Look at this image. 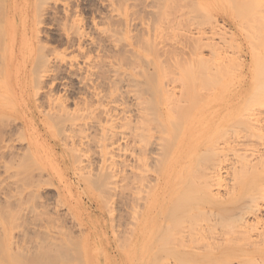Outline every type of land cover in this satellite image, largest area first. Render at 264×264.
I'll return each mask as SVG.
<instances>
[{
  "label": "rangeland",
  "instance_id": "obj_1",
  "mask_svg": "<svg viewBox=\"0 0 264 264\" xmlns=\"http://www.w3.org/2000/svg\"><path fill=\"white\" fill-rule=\"evenodd\" d=\"M19 1H21V3L23 1V3L21 4L23 6V9L14 10L13 8L17 5L16 3ZM61 1H62V3H61ZM61 1L60 2L58 1L59 3L57 2V4H56L57 8H59L57 10H59L60 13H58V17H57V15L55 16V18L57 17V20L54 18L55 22H54V20H52L50 18V19H45V23H38L37 26H39L40 30H42V31L48 30V31H47V33L46 32L43 34L41 33L39 40H37L34 37L33 27L37 23V16H38L39 8L43 5L53 3V0H17V1L16 0H0V57L1 58L4 57V59L0 58V62H1L0 63V234H1L0 235L1 236L0 237V248H1V246L4 248L5 247L7 248V246H6L7 245V242H6L7 239H10V240H8L9 241L8 244H9V246L11 245L10 247L13 248V251H16V253H17V250L19 248H21V250H22V247H23V250H24L25 249L24 247H29V249L31 247H33V249H34L33 254H34V252H38V251L39 252H38V254L36 253L34 255H29V261H30L31 257L36 255V257H33L34 261L36 259V261H35L36 264H38V263L40 264V262L37 263V260H38L37 258H41V257H39V253H40V256H43L41 251L44 248L47 249V250L44 249L42 251L43 254L46 253L45 255H47V256H44V258L47 259V257H51V258H53V256L56 257L57 255L55 253H54V255L51 254V253L55 252L56 247L58 248L57 249L58 251L60 250L59 251L60 256H62L61 254H63L62 257H64V255H65V257L68 256L67 257L68 259L70 257L69 253L74 251L73 252L74 254L71 253L72 254L71 256L74 258L75 262L73 261V258L72 259L70 258L69 259L70 262L73 261V262H71V264H102V263L103 264H130V263L131 264H147V263L149 264L150 262H148L147 258L149 257L151 251L154 252L153 251L154 249L152 250V248H155V246L160 244V240L155 241L151 250H148V252H146L147 249H146V251H142V250H139L137 252L133 251L132 241L129 242L130 239L132 240L131 234H132L133 228H130L131 227L130 219L132 218V214L130 213L131 208H128V207H130V204H131L130 201L132 200V198H131V200L129 198L132 197V195H133L132 194V192H133V185L132 184L133 183L130 182V181H132V179L130 177L131 172H129L130 167L126 165L128 168H125V164H124V161H126V159H129V157L125 153H122V155L124 154V157H123L124 161H122L123 158L120 157L121 154L119 155L118 158L115 155V158H116L115 160L120 159L122 161L121 164H123V166L121 164H120V166L122 168L124 167L125 169L124 168L122 169L120 166H118L119 167L118 168L115 164L116 163L115 160L108 159L109 157L102 158V156L100 155L99 147L96 145L99 142L97 140V139H99V135H98V131L96 130V128H91L89 130H86L87 132L84 130L87 133V135L85 134L86 136H83V137H86L85 139L87 140V143H84V144H79L77 142L78 139H80L81 136L83 135V132H82V134H80L79 132L69 131V130H72L71 127H73V125H75L77 123H79V125H81L82 128H84L83 125L85 122H86L85 125H87L88 122H92V120L96 116V114H94L96 103H92L93 101H91V103L89 102L90 100L93 99V96H90L91 97L90 98L89 94L84 95L83 93H79V92H81V90H78L76 80L74 79V77L69 78V75L66 72V69H67L66 66H68V63H69L68 61L75 60L74 61L75 63H76V61H78L77 63H81L82 59L78 56V52H77L75 46H69L68 45V42H67V40L63 34V31L61 29L62 28L61 26L63 25L62 23L64 22V19H63V13L61 11L62 9H60V8L65 7L64 2L66 3L69 0H67V1L61 0ZM263 1L264 0H262V2ZM179 2L181 3L180 9L178 11L179 17H177V19L179 21L178 29H177V34H178L177 35V44H178V46H177L178 47L177 60H178V63H180L179 67H181L180 69L182 71V69H184V67H182V66H187L189 63H192V65H194V63L196 64V62L198 63V61H202V63L199 62L201 67L203 66L202 64H204V66L202 68H199V66H198V69H197V67L194 65V67H196V69H197L196 71H198V74L196 76L202 80L203 78H205V76L207 77L208 74H210V75H208L209 77H207V78H209L208 82H204V81H200V80L197 81V79H198L197 78L196 79L197 82L194 83L193 87H195V85H196V87L202 86V88L205 89V90L201 89L202 92L200 90V93H199L200 98H199V96H195L194 99L195 100L197 99L196 105L194 104L195 106H193L192 104L190 105V102L188 104V101L186 99L187 97L185 94H183V91L181 90L183 88H180V87H183L182 86L183 84L182 85L179 84V83H183L182 81L178 82V85H177V84H174L175 80H173V82L171 83L172 85L174 84L173 86L167 82V81H169V82L171 81V79L169 77L172 75L171 73H175L176 76H178V72L176 73V71H175V68H176L175 66H174L175 68L173 69L175 72L174 71H171V73L167 72L168 71V69H166L168 67L167 65H169V67H170V63L167 62V59L170 60V58L168 57L169 55L167 57H166V55L161 57V59H164V61L167 58L166 59L167 63L165 64L166 68L164 69V71L170 74L168 76L169 79L166 81L167 83L165 82L166 84H164V79H167V78H163L162 81H163V85H165L166 87H168L167 86L168 84H170V86H172L173 88L177 85L175 87V89H173V88H171V89L174 90L175 94L177 93L176 97L178 99L180 96V94H179L180 90L182 91L181 95H184L186 97L185 98V97L181 96L182 100H180L181 99L180 98L179 99L180 102L178 101V104H177V106L181 105L183 107L179 106L180 110L177 109L178 107L176 108L178 110V111L176 110V114H177V112H179L178 115H181L182 117L188 116L187 119H186V117H184L186 119L184 124H183L184 119L181 120V119L177 118L178 115L174 116L172 114H169L170 117L172 115L171 118H173V116H174V118L176 117L177 120L179 119V121H181L182 124L180 122L179 123L181 125H183V126L177 127V130L180 127V129H179L180 131L178 130V133L179 132H181L180 134L183 133L182 134V137H183V135H185V133L187 131L191 132L192 128L194 130L196 127L201 126L198 129L200 130L204 127V129H202L201 133L203 136H205V131L207 133L213 132L212 130L215 131V127H212L214 124L217 123V127L220 126V128H221L222 125L219 124L220 121H218L216 119L220 118L221 116L222 117L225 116V114L227 112L226 106H228L227 104L230 103V102H226V101H229L230 98H231L230 99L231 101L233 100V102H232L233 104L230 105V108H232V111H233L235 109V107L233 105H236V101H237V105H238V102L240 100H243L242 97H244V94L246 92V88L248 90V88L250 86L249 82L251 83L250 78H252V75L250 72V71H252L251 70V68H252V53L250 52V50H251L250 45L252 46V40L250 38L252 35H254V32L257 35V32L255 31V28H253L254 26L252 27V24H254L253 23L254 18L256 19V17H257V19L262 20L261 22L263 24L262 23H260V24H262L264 27V5L263 6L257 5L256 6V3L254 1H253L254 3H248V2H243V0H179ZM59 4L61 6L63 5V7H61ZM96 4H97L96 0H73L72 2L71 1L68 2V5H70L71 9L73 10V13H75L81 19L80 23L86 25V27H87L86 23L89 21L91 15L94 14L92 12V10L98 9ZM198 4H199V6H198ZM252 4H255V6L254 7L252 6L251 9H247L248 7L250 8ZM194 5H196L195 8H194ZM197 7H200L199 8L200 10H198ZM196 8H197V10H195ZM15 9H16V7H15ZM15 13H16V15L18 14V17H16ZM261 14H263V15H261ZM253 16H254V18H253ZM258 16H260V18L263 16L262 17L263 19L262 18L260 19ZM48 23H50V24H48ZM213 26H214L215 30L210 29V27L212 28ZM241 26L245 27L244 30H241V28H243ZM48 27H49V29H48ZM259 27L261 29L263 28L261 26H258V32L260 30ZM10 28H11V30H10ZM246 28L248 31H250V30L251 31L249 33H247L248 31L246 30ZM49 30H50V32H49ZM9 31H11L10 35H12L13 44H14L13 49L15 48L13 52L15 54L12 53L11 57L12 56L13 57H12V59L8 58V60H9V62H8V60H6L8 47H7V41L4 43V37L8 36ZM201 31H203L201 33V35L198 34ZM263 32H264V28H263L262 33ZM250 33L252 35H250ZM252 37H255V36H252ZM39 45H43V46L45 45L44 48L42 47V49L47 48V50H48V51L44 50L45 51L44 53L47 54V52H48V54L50 56L49 59L52 63V64H50V66H52V67H50V69L52 70L53 68L56 67V71L53 69L54 71L52 70L50 73V75H52L51 79L52 80L54 79V80L53 81L47 80L48 82L47 81L45 82L46 86L44 85L45 89H47L49 91L53 90V93H52V91L50 92L51 94H53L52 97L55 100L57 99L56 101L60 100L61 102L60 101H58V102H60V103L63 102L62 104H65L64 106L67 107V110L69 111L70 115H69L68 119L66 118V121H64L65 117H64V120L62 118H61L62 119L61 120V119H56L55 117H52L51 115H49V113H51L52 110H55V108H53L54 103H53L52 109H51L50 108L51 104L48 105L49 101L48 102L46 101L47 99L44 95L42 96V94L37 93L38 95L36 94L37 96H34L35 92H33V90H36V89L33 87L35 85V83L32 86V84H33L32 82H33L34 78H31V76L32 75L34 76L35 75L34 72H36L39 69V65L36 62H34V57H35L34 53L36 54V50H37L36 48L39 47ZM30 47H31V49H33L32 50L33 53L28 52V49ZM87 49H89V48L87 47ZM193 50H196V51L192 52ZM194 53H196V55ZM48 54H47V56H48ZM72 61H70V62H72ZM164 61H163V63H165ZM74 62H72V63H74ZM171 62H172V60H171ZM183 62H184V64H183ZM53 63H55V64H53ZM199 63L197 65H199ZM165 65H164V67H165ZM219 65L223 68L226 67V69H222ZM80 66H83V65L80 64ZM216 66H219V67H217L218 69L216 68L217 71H215ZM219 68H221L222 70ZM1 69H3V70H1ZM9 69L11 71L10 74L8 73ZM262 69H264V66L262 67ZM194 70H195V68H194ZM55 72H56V74H55ZM211 72H215L213 74L216 77H219V76L221 77V75H222L221 80L216 78L214 75H213V77L215 79L213 77H210L212 75ZM167 73H166V75H168ZM163 74H165V73H163ZM227 75H231V78H229V76H227ZM163 76H165V75H163ZM227 77L229 79L233 78L231 83L230 82L226 83L225 79ZM161 78H160V81H161ZM228 78L226 80H229ZM216 79H218L222 83L225 82L226 84H228V83L229 84L225 85L226 87L223 84V87L220 88L218 85H222V83L220 84V82L216 81ZM212 80L214 81V82H212V84L215 83L217 85L216 86V85L210 84V86H213L212 92L215 90L213 93L210 92L211 87H208V91H207L206 87H203V85H201L202 84L201 82H204V84H206V83H211ZM63 81L67 82V85L64 86L62 84ZM199 82L201 84H199ZM7 83L9 84V87L11 89H8ZM46 83L48 85L51 84L52 87L50 85H49L50 87L47 86ZM176 83H177V80H176ZM165 86H163V87L165 88ZM224 87L226 89L225 91H228L227 95H226L225 91L221 93V89H223ZM48 88H50V89H48ZM241 89L243 91L244 90L245 91L243 92V91H241ZM198 90H196V93ZM49 91L45 90L44 93H46V92L48 93ZM230 91H232L231 94H230ZM205 92H207L209 94H207ZM11 93H12V95H11ZM81 94H83V96ZM211 94L213 96L211 98L208 97V96H211ZM13 95H14V97L12 98ZM216 95H218V97ZM241 95H243V96H241ZM86 96L88 97V100L86 99L87 98ZM205 96L207 99L205 98ZM34 97H35V99H34ZM83 97H85V98L83 99ZM224 97H225V99L223 100ZM204 98H205V100H203ZM239 98H240V100H239ZM36 99H37V101H35ZM43 99L45 100V102ZM81 99L83 100V102ZM85 99L88 101V104L86 103ZM199 99H201L200 101L203 100L202 101L203 103H205L204 101H206L210 105H208L207 103L203 104L202 102L199 101ZM211 99H212V101H211ZM183 100L184 101L186 100V101L184 102ZM217 100H218V102H217ZM181 101H183L184 103H182ZM225 102H226V105H225ZM40 103H41V105H40ZM50 103H52V102H50ZM179 103H182V104H179ZM200 103H202L203 105ZM44 104H46L47 106ZM183 104H185L186 109L184 108L185 106ZM219 104H221L220 105L221 107L219 106L220 108L216 106ZM223 104H224V106H223ZM42 105H43V108H42ZM187 105H189L191 107H189ZM237 105H236V107H237ZM192 106L195 108H193ZM205 107H207V108L209 107L210 109L208 108L209 109L208 110ZM214 107H215L214 112L216 111L215 113L213 112ZM216 107H217V110H216ZM222 107L225 109L224 111H223ZM211 108H212V110H211ZM230 108H228L229 111H231ZM251 108H252V106H251ZM41 109L43 110V112H41L42 111ZM45 109L46 110L48 109V110L46 111ZM49 109H51V110L49 111ZM187 109L188 110L191 109V110H189V112H188ZM199 109H200V111H199ZM203 109L205 111H203ZM254 110H255V113H253ZM254 110H251L252 112L251 111L250 112L252 115L256 114L258 120H256L254 118V117H256V115H254L253 117H252V115H250V116L253 119H255L257 122H259V126H260L261 130H262V132H264V107H255ZM48 111H49V113H48ZM174 111L175 110L173 108V110H171V113ZM194 111H195V113H194ZM182 112H183L184 116H183ZM204 112L206 113L207 116L211 112L213 114H211L210 116L207 117ZM208 112H209V114H208ZM222 113H224V114H222ZM189 114L191 117L189 116ZM200 114H201L202 118L199 119V117H201ZM202 114H204V115H202ZM165 115L166 114H162V117L164 116L163 118H165ZM217 115H220V117ZM156 116H155V118H156ZM214 116L216 117V119ZM48 117H51L52 120H50L51 118H48ZM170 117H168V115H167V118L165 120L163 118L161 120L159 119L158 124H160L159 121L163 120L164 122L162 123V125L164 124V126H166L167 125L166 120ZM159 118H161V117L159 116ZM188 118L191 120H189ZM192 118H193L192 125L194 123H196L197 121H199L198 123L194 124V126H192L190 124L191 123L190 121H192ZM196 118H198V119L196 120ZM203 118H205L206 120ZM210 118L215 119L214 120L215 122L213 121V119H210ZM203 120H204V122L205 121H207V122L203 123ZM174 121L176 122V120H174ZM174 121L170 122V124H169V119H168L167 122H168L169 127H168V129H165V130H164V128H161L162 127L161 125L157 124L160 129H163L161 131L163 133L165 132V134L167 133L166 130H168V131L170 130V132H168V134L170 133L169 134L170 139L173 138V137L171 138V136H173L171 134H174V131H176L175 129L171 128L174 125L170 126L171 123H173ZM208 121L210 122V124L212 126L209 124ZM212 121L214 122V124H212ZM200 122H202L203 125L198 126L197 124H200ZM70 123H74V124H70ZM153 123L154 122H152V124ZM207 123L211 127L209 125H207ZM254 123H255V125H257L256 122H254ZM260 123H261V125H260ZM204 124L207 125L206 128H205ZM70 125H72V126H70ZM90 125H92V123H90ZM175 126H177V125L175 124ZM175 126H174V128H175ZM186 126L188 127L187 129H186ZM214 126H216V125H214ZM67 127L68 128L70 127L69 130ZM208 128H209V130H208ZM220 128H219V130H220ZM86 129H87V126H86ZM172 130H173V133H171ZM184 130H185V132H183ZM231 130L229 129V133L227 134V132H226V135L224 133V135H223L224 137H222V139H220L221 141L218 139V141L220 143L216 140V138H215V141L213 142L216 144L212 143L213 145H216L220 149L219 150L216 147L217 151L218 152L220 151V153H224L225 150L227 151L226 148H229L228 153L226 152L227 153L226 155L229 157L225 156V154L220 155L217 152L220 160L214 161V159L217 158L215 156V155H217V153L215 155L213 153L212 155H214V156L209 157L210 160H208V158L206 159V162H207V160L209 162V163L207 162V165H209L210 163H214V164L218 163L217 161H222L226 165H229L230 162L234 163L236 158L231 156L230 150L233 148L232 147V144L234 142L233 140L239 138L238 133L240 135V138L238 139V141L241 140L242 137H243V141L237 142L238 143L237 144L236 140H235L234 144L235 145L237 144L238 146L234 147V148H236L235 150L232 149L233 152L236 150L237 151L241 150V148H240L241 144L240 143L245 141L246 144L251 145V147L248 149H251V151H253L252 153H253V155H255V157L258 156L259 152L261 154H264V149H263L264 148V143H263L264 138H261V139L259 138L261 140L260 141L258 138H256L257 135H256V137L252 136V135H255V133L250 135V133L254 129L253 130L251 129L252 131L250 132V128L248 127V124H245L244 121H242L241 124L235 126V128L233 129V131L236 130L235 132H233ZM196 131H197V133L194 132V134L196 136L193 134L196 137V140H195V137L193 138V136H192V139H193L192 141L195 140L194 144L197 147L199 145L198 149L200 152H203V151L206 152L205 151L206 148H211V147H207V145L209 146L210 143L205 141L206 139L204 140L205 137H203V136L201 137V135H200L201 130L199 131L200 134H198L197 128H196ZM153 132L156 133V129ZM157 132H158V130H157ZM231 132H233L232 136L230 135ZM210 133H208L209 136L211 135ZM165 134H163V135H165ZM175 134H177V133H175ZM180 134H178V136L174 135L178 138V140L176 137L174 138L177 140V141L175 140L176 142H179V140L181 139ZM234 134L237 135L236 138H235ZM155 135H158V133H156ZM197 135H198V137H197ZM199 136L201 137L200 139H199ZM225 136H227V138ZM229 136H230V138L234 137V139L232 140V139L228 138ZM169 137L167 135V139ZM164 138H163V142L166 139V138L165 139ZM224 138H225V140L226 139L230 140V142L232 141L230 143L227 140L228 143L231 144V149H230V144H229V147H228V144L226 147L227 141L224 143V141H225ZM167 139L165 140V142L169 141V139L168 140ZM174 139L171 142L176 143L174 141ZM197 139L204 140V141L199 142V140H197ZM96 140H97V143H96ZM75 141H76V143H75ZM171 142L169 141V144ZM205 142L207 143L206 147H204ZM218 143L220 146L223 145V148H225V150L221 149L222 147L220 148V146H218ZM221 143H224V144H221ZM245 143L242 145V147H245L244 146ZM76 144L78 146H76ZM165 144L169 145L168 142ZM177 144L178 143H176V145L172 144V143L170 144L171 145V152H170L169 156L171 155V153L173 151L176 150ZM234 144H233V146H234ZM73 145H75V146H73ZM167 145H165L164 147H167ZM202 145L204 148L203 151L200 150L202 148ZM252 146H254L257 150L254 147H253L254 149L252 150ZM237 147H238V149H237ZM164 149H166V148H164ZM178 149L179 148H177V150ZM159 151L160 150H157L155 152L159 153ZM222 151H224V152H222ZM239 152H237V153H239ZM255 152L257 155L255 154ZM249 153L250 152L247 151L248 155H249ZM153 154H154V156L156 155L155 153H153ZM207 154H209V153H207ZM210 154H211V152H210ZM251 155L252 154L249 155L250 158H253L254 156H251ZM156 157H154V158H156ZM213 157H215V158L213 159ZM224 157L226 158V161L232 160L233 158H235V159H233L232 161H229V162H224L222 160V159H225ZM211 158L213 159L214 162L212 161ZM227 158H230V159H227ZM112 161H114L115 163H112ZM127 161H126V163H127ZM206 162L204 163V166H206ZM118 163H117V165H118ZM149 163H151V162H149ZM152 164H153V162L151 164H149L148 166H150ZM225 164L221 163L219 165H225ZM156 165H157V167H156ZM211 165H213V164H210L208 167L209 168L212 167ZM154 166L156 167V169H153V168H155ZM229 166H231V165H229ZM158 167H159V165L154 163L153 168L149 170L151 175L148 172V170L145 172L143 171V173H142V174H144V177L146 174H147L146 177L147 176L149 177V175H150V179H148V180L153 179V181H151L152 182L151 184H154L153 183L155 181L154 179L157 178V177H153V175L156 174V171H157V175H159V173L161 174V171H159V170H161L162 167L160 166L161 169ZM149 168H151V167H149ZM121 169H122V171H121ZM103 170H105V171H103ZM110 170H112V171H110ZM124 170L127 171L128 174L123 173V172H125ZM153 170L154 171L156 170V171L154 172ZM107 171L109 174H110V172H114V174L116 176L113 173H111L112 175H114L111 177H114V178H111V182L109 183L110 185H108V187H107V185H105L106 188H105V191H103L104 190L103 185L108 184L107 182H109V177H106V176H110V175H108V174L104 175L103 174L104 172L107 173ZM123 174L126 176L123 177ZM102 176L106 180L101 179V178H103ZM107 178H108V180H107ZM98 179H101V180H98ZM113 179H114V181H113ZM115 179H116V181H115ZM226 179H227V177L225 178V180ZM146 182L141 183V184L142 185L144 184V186L146 185V187H147L148 184H146ZM227 182H229V180H227ZM116 184H117V186H116ZM225 184L229 185L228 183H225V181L223 179L221 182V185H219V186L214 185V189H216L215 187H217V186L218 187L221 186V188H219V190L220 191L222 190L221 192H223V190H225V187H226ZM110 186H111L110 189H112V190L109 189ZM116 187H118V188H116ZM146 187H143V186L140 187V185H139V190H140L139 193H142L141 189L143 190V188L145 189ZM146 190L147 189H145L144 191H146ZM146 192H144L143 194L145 195ZM139 193L137 194L138 197H140L138 204L141 205L142 204V201H141L142 198L141 197H143V194H139ZM130 194H131V196H130ZM127 205H129V206H127ZM111 206H113L112 210H111ZM262 210H264V206L262 207ZM106 211H108V212H106ZM263 212L264 211H262L261 215H260V213H241L240 210L239 211L235 210V213H228V214L223 213V215H225V216H226V214L229 215V219H231V220H230V222H229V220L223 221L225 218H228V216L227 217L220 216L222 222H226L225 223V225H226V224H228V222L231 223V221H233L234 224H230L231 226L233 225V228L235 227L234 226L236 223L235 221L244 223L243 220L244 221L246 220L245 223H248L252 218L251 221L253 223V220L255 219V215H258L257 218L261 217L260 218L261 220H259V218L257 219V220H259L258 225H257V223H255V221H256V219H255L254 223L256 225H254L252 227L247 225L248 227L246 229H245V226H240L241 223H239V225H238V223L236 224L239 227H244L241 230H243V229L246 230V234H248L250 236L249 238H252L251 240L250 239L247 240L248 235L246 236V239H244L245 235L243 236L242 232L239 230L238 231L241 233H239V232L235 233L234 231H236V228L238 229V227H235V229L229 227L230 233L232 230V232H234L236 234V235L234 234L233 236L236 237L235 241L238 239L236 241V243L239 241L238 244H236V247H235V244H231L232 241H230V243H229L230 245H227V243H226V246L224 244H222L219 247L216 246L218 248H216V249L214 248L215 250L213 253L217 252L216 254H220L221 251H222L221 254L222 253L226 254L227 252L233 253L234 251H236V253H237V250L240 251L241 249H244V248L245 249L250 248L249 243L252 246L253 240H254L253 245L257 244L255 242L261 241V243L257 244V245L259 247L264 246L263 241L260 240V238H261L260 235H259L260 238L256 237V236H258L259 233L261 234V236H264V214H263ZM232 214H233V216H232ZM235 214H236V216H235ZM191 215H195V217H196V216H198V213H194V214L191 213ZM231 216L233 218H231ZM234 216L237 219L233 220L235 218ZM240 217H243V219ZM244 217H245V219H244ZM248 217H249V219H248ZM216 220L218 222L219 219H216ZM216 220H215V222H213V224L215 226H217ZM221 220H219V221H221ZM225 220H227V219H225ZM247 220H248V222H247ZM132 223H133V220H132ZM213 224H210V226L207 228L210 230V232L212 234L217 232V235H219V237H220V234H221L220 232H222V230H224L223 229L224 225H222V228L220 227V230L221 229L222 230L221 231L219 230L220 231L219 232L217 228L219 227L220 223L219 224L217 223L218 226L216 227V230H214L215 227ZM4 225H5V229L3 227ZM7 227H8V229H7ZM172 227H175V226H172ZM226 227H228V225ZM226 227H225V230L227 229ZM170 228H168V229H170ZM207 228H205V229H207ZM6 229L9 231H7ZM208 229L206 230L208 232L205 231L206 234L209 233ZM254 229H256V232L253 231ZM202 230L204 231V227H202ZM227 230H229V229H227ZM168 231H170V230H168ZM3 232H6L4 234H6L7 236L6 235L3 236ZM175 232L177 233V231L176 230L174 231V228H172L171 233L169 232L167 234L171 235L173 233L175 234ZM227 232L228 233L226 235L229 237L230 236L229 231H227ZM45 233L47 235V238H45L46 237ZM158 233L159 232H156V234H158ZM211 233H209V235H206L205 237L209 236V238H210ZM222 233H224V232H222ZM49 234L52 236H50ZM174 234L171 235L170 237L172 238V236H174V237H175V235L177 236V234H175V235ZM200 234L202 235L201 237L199 236ZM200 234L198 235L196 233H193V235L197 238V240L199 239L198 238V236H199L201 241L202 240L205 241L204 239H201L202 237L205 238L203 236L204 233H200ZM232 234L233 233H231V237H233ZM222 235L225 236V234H221V236ZM241 235L243 236L242 237L243 240L241 239L242 240L241 246H243L244 248L240 246ZM5 236L7 239H2ZM192 236L190 237L191 239L189 238L190 242L187 239L188 247L190 244L196 242L195 245H198V246L200 245V247L203 246V248H204V245H201V241L198 240L200 242H198V244H197L195 237L192 238ZM51 237H53V239ZM170 237H168V238H170ZM174 237H173V243L175 240ZM254 237L257 238L256 239L257 241L255 240ZM128 238H130V239L128 240ZM209 238H207V240ZM231 239L233 240L232 243H234V239L233 238H231ZM262 239H263V237H262ZM164 240L165 241L167 240V241L165 242ZM164 240H161V242L164 241L162 243L166 244L168 242V239L164 238ZM191 240H193L195 242H193V241L191 242ZM249 240H250V242H249ZM10 241H11V243H10ZM162 243H161V247L163 245H165V244L162 245ZM173 243H171L172 245H170V242H169V245L167 243V246L170 248L169 250H171L170 252L173 251L172 250V248H174ZM4 244H5V246H4ZM54 245H55V247H54ZM195 245H192L191 247L195 248L196 247ZM15 246L18 247L17 250L14 249ZM35 246L40 247L41 251H40V248H36ZM10 247H8V248H10ZM27 249H25V250H27ZM36 249H38V250L35 251ZM163 249L164 248L162 247V250ZM205 249H207V248H205ZM2 250H3V248H2ZM2 250H1V252H2ZM48 250L49 251L53 250V251L49 252ZM61 250L64 253H62ZM63 250H65L66 252ZM100 250H102V251H100ZM156 250H157V252H156ZM194 250H196V249H194ZM229 250H232V251L229 252ZM19 251H20V249H19ZM19 251H18V253H19ZM144 252L148 254L147 257H146V254ZM155 252L157 253V258H158V260L155 258L157 260L156 264H160V261H161V264L163 261H164L163 264H170V263H167L166 260H164L165 255H164V253H162L164 251H161V249H159V248L157 249V247H156ZM167 252L168 251L166 250L165 254ZM201 252L204 253L205 250H204V252L203 251H201ZM3 253L4 252H2V254ZM18 253L16 255H14V252H13L12 256L10 254V258L12 260L9 259L8 255H7L8 259H6L7 257L4 258L5 255L2 256L1 253H0V257L2 256L3 260L5 261V264H6V260H8L10 262V264H11V262H12V264H18V263L24 264V262H25V264H29L28 263L29 261L26 260L27 257H25V260H22V259H24V257H23L24 253L21 254V252H20L19 255H18ZM49 253L51 254V256ZM126 253H127V256H126ZM75 254H77V255H75ZM84 255H86V256H84ZM252 255L254 257L257 256L256 259H258L260 257L259 254L252 253ZM60 256H59V258H60ZM155 256H156V254H155ZM160 256L161 257L163 256V257L161 258ZM20 257H22L21 258L22 261H20ZM127 257H128V259H127ZM129 257H130V259H129ZM134 257H135V259H134ZM2 258L0 259V261H2ZM33 258H32V261H33ZM44 258H43V261L45 260ZM51 258H50V260H51ZM140 258L142 259L141 261H140ZM160 258L163 260H160ZM68 259H67V262L69 261ZM256 259L254 260L255 264H264V260H262V258H260L259 260H256ZM54 260H55V258H54ZM61 260L58 259V261H57L58 264H63V262L66 261L65 259H64L65 261H61ZM154 260L151 261V264H155ZM235 260L237 261V259H235ZM8 261H7V264H9ZM188 261L191 262V260H188ZM233 261L234 260H232V262L229 261L230 264H236ZM21 262H23V263H21ZM44 262H46V261H44ZM57 262H54V263L57 264ZM70 262H69V264H70ZM196 262L198 264H201V263L207 264V262H205V261H196ZM196 262H194V264H197ZM221 262H223V264H227V262H225V260L219 261V263H221ZM238 262L239 261H237V264H241ZM246 262H247V264H250L251 262H252V264H254L253 261H243L242 264H245ZM2 263H3V261H2ZM35 263L32 262V264H35ZM48 263H49V261H47L46 264H48ZM51 263L52 262H50L49 264H51ZM191 263H193V260ZM191 263H189V264H191ZM209 263L214 264L215 261H212V262L209 261ZM217 263H218V261L216 262V264ZM172 264H178V263H172ZM185 264H187V262H185Z\"/></svg>",
  "mask_w": 264,
  "mask_h": 264
},
{
  "label": "bare ground",
  "instance_id": "obj_2",
  "mask_svg": "<svg viewBox=\"0 0 264 264\" xmlns=\"http://www.w3.org/2000/svg\"><path fill=\"white\" fill-rule=\"evenodd\" d=\"M58 1L60 2L61 0H56V1L53 0V3L43 5L39 8V12H38V16H37V23L33 27L34 37L37 40H39L41 33L42 34L45 32L47 33V31H48V30L47 31L40 30L39 26H37L38 23H45V19H50V18L52 20H54V22H55V19L57 20L58 13H60L59 10H57L59 8H57V6H56ZM70 1L72 2L73 0H69L66 3L64 2L65 7H63V5L61 6L59 4L61 7H63L60 9H62L61 11L63 13V19H64V22L62 23L63 25L61 26L62 27L61 29H62L63 34H64V36L68 42V45L69 46H75V48L78 52V56L82 59V61H81V63H77L78 61H76V63H75L74 62L75 60H73V61L70 60V61L74 62L75 64L68 61L69 63H68V66H66V68H67L66 72L68 73L69 78L74 77V79L76 80L78 90H81V92H79V93H83L84 95L89 94V97L93 96V99L90 100L89 102L91 103V101H93L92 103H96V107H95V111H94L95 112L94 114H96V116L94 117L93 120L91 119L92 122H88L87 125H85V123H86L85 122L84 123L85 126L83 125L84 128H82V126L79 125V123L73 125V127H71L72 130H69L70 127L69 128L67 127V128L69 131H72V132H79L80 134H82V132H83V135L77 141L79 144L87 143V140L85 139L86 137H83V136L87 135L86 130H89L91 128H96V130L98 131V135H99V139H97L98 137L96 138L99 141L97 143V140H96V143H97L96 145L99 147L100 155L102 156V158L109 157L108 159L115 160L116 159L115 155L118 158L119 155L121 154L120 157L123 158L124 154L122 155V153H125L129 157V159H126V161L128 160L127 163H126V161H124V158L122 161H124L125 168H128L127 166L130 167L129 172H131L130 177L132 179V181H130V182L133 183L132 184L133 185V192H132L133 195H132V197L129 198L130 200L132 198V200L130 201L128 199L131 203L130 207H128V208H131L130 213L132 214V218L130 219V221H131L130 222V225H131L130 228H133L132 234L130 233L132 235V237L130 236L132 238V240L130 238H128V240L130 239L129 242L132 241L133 251H136V252L139 250L146 251V249H147L146 252H148V250H151L154 242L157 240H160V244L155 246V248L157 247V249L159 248V249H161V251H164V252H162L165 255L164 260H166L167 263H170V264H172V263L185 264V262H187V264H189L192 262V260H193V263H191V264H194V262H196V261H205V262H207V264L209 263V261H211V262L215 261L214 264H216L217 261L219 263V261H223V260H225V262H227L228 260L232 262V260H234L233 262H235L236 264H237V261H239L238 263H241V264L243 263V261H253V263H254L255 262L254 260L257 258V256L254 257L252 255V253L259 254L260 257L256 260H259L260 258H262V260H264V246L259 247L257 245V244H260L261 241L255 242L257 244L253 245L254 244V240H253L252 246L249 243L250 248H248V249H245L243 246H241L242 240H243L242 237L245 235L244 239H246V236L248 234H246V230H244V229L241 230L244 227H239L238 225L241 222H238V221H235L236 223L234 225L235 227H238V229L236 228V231H234V230L233 231L235 233H238L239 231L242 232L243 236L241 235V238H240V242H241L240 246L243 247L244 249H241L240 251L237 250V253H236V251H234L233 253L227 252L226 254L225 253L221 254L222 251L220 252V254H216L217 252L213 253L214 250L216 248H218L219 246H221L222 244H224L225 246H226V243H227V245H230L229 244L230 241L233 242V240L231 238L234 239V243L231 242V244H235V247H236V244H238V242H239L238 241L236 243V241L238 239L235 241L236 237L233 236L235 233L232 232V230H231V233H233L232 234L233 237H231L229 227L233 228V225L231 226L230 224H234V222L231 221V223H229L231 219H229V215H227L228 213H235V210L236 211L240 210L241 213H260V215H261L262 211H264V210H262V207L264 206V154H261L259 152L258 156L255 157V155H253V153H252L253 151H251V149H248L251 147V145L246 144L245 141L240 143L241 144V147H240L241 150H239L240 152L237 150L233 152L232 149L235 150L236 148H234V147L238 146L237 142L243 141V137L241 138V140L238 141V139L240 138V135L238 133L239 138H237V139H234V137L230 138V136L228 137L232 140L234 139L233 144L235 143V140H236L237 144L236 145L234 144V146L232 144V147H233L232 149H231V144H230L232 141L230 142V140H228V139L225 140V138H224V140H225L224 143L227 140L230 142V143H228V141L226 142V147H227V144H228V147L230 144V149H231L230 154L232 157L236 158V159L233 158V159H235L234 163L230 162L229 165H231V166H229V165H226L225 163H223L222 161H217L218 163H215V164L210 163V164H213V165H211L212 167H210V168L208 167L210 164L207 165L208 160H210L209 157L214 156L218 152L217 151L218 147L216 145H213V144H216V143H213L215 141V138L217 141H218V139L219 140L222 139V137H224L223 136L224 133H225V135H226V132L228 134L229 129L230 130L232 128L234 129L235 126L241 124L242 121H244L245 124H248V127L250 128V132L254 129L250 133V135L255 133V135H252V136L256 137V135H257L256 138H258V139L264 138V134H263L264 132H262V130L259 126V122L256 121V120H258L257 115L251 114V112H252L251 110H254L255 107H264V69H262V67L264 66V32L262 33L264 27L262 25L263 23L261 22L262 20L257 19V17L255 19L253 16L254 22L253 21L252 22L254 24H252V27L254 26L253 28H255L257 35L255 32H254V35H252L250 33V35L255 36V37L251 36V38H250L252 40V46L250 45V48H251L250 52L252 53V68H251L252 71H250V72H251L252 78H250L251 83L249 82L250 86H249L248 90L246 88V92L244 94V97H242L243 100H240V98H241L240 97L239 100L241 102L238 100L239 101L238 105H237V101H236L237 107H236V105H233L235 107V109L233 111H232V108H230V105L233 104L232 103L233 100L231 101L230 100L231 98L229 99V101L225 100L226 102L231 103V104L230 103L227 104L229 107L226 106L227 112H226L225 116H223V117L221 116L222 117L221 118L220 115H217L220 117L217 119L214 116L216 120L220 121L219 124L222 125L221 128H220V126L217 127V123L214 124L215 119L210 118V119H213V121H214V122L212 121V124H214L216 126H214V125L212 126L210 124V122L208 121L212 127H215V131L212 130L214 133L208 132L211 134L210 136L206 131H205V136L202 135L201 132H202V129H204V127L202 129H200L201 131L198 129L201 127L200 125H203V123H206L207 121L204 122V120H203V123L200 122V124H197L198 126H200V127H196L198 130V134L201 133L200 134L201 137L202 136L205 137L204 140L206 139L205 141L210 143V145L209 146L207 145V147H211V148L205 149V151L207 153L210 154V152H211V154H210L211 156H210L209 154H207L206 152L203 151L204 150L203 145H202L203 149L202 148L200 149L203 152H200L198 149L199 145L197 147L194 144L195 143L194 141L196 140V137H195L196 135L194 134V132L197 133L196 128L193 130V128L190 126L192 128V129L190 128L192 131L191 132L187 131L185 133V135H183V137H182L183 133L182 134H180L181 132L178 133V130L180 129V127L177 130L178 126H183V125H181L182 123H181V121H179V119H181V120L184 119L183 120V124H184L185 120L188 117V116H184V114H183L184 111L182 112V114L184 117H186V119L184 117H182L181 115H178L179 112H177V114H176V110L177 109L180 110L179 106H181V105L177 106L178 101L180 102V100H182V97H185L184 95H181L182 94L181 92L183 91V94L186 95L187 98L186 97L185 98L187 99L188 104L190 102V105L192 104L193 106H195L197 103V99L195 100L194 98H195V96H199V98H200L199 93H200V90L203 88H202V86L196 87V85H195V87H193L194 83L199 81V80L204 81V82H208L209 78H207V77H209L208 75H210V74H208L207 77L205 76L206 79L203 78L202 80L196 76L198 74V71H196L198 69V66H199V68H202L204 66V64H202L203 65L202 67L200 66V63H202V61H198V63L200 62L199 65H197L198 64L197 62H196V64L194 63V65L197 67V69H196V67H194V65H192V63H189L187 66H182V67H184V69H182V71L180 69L181 67H179L180 63H178V60H177V56H178L177 29H178V24H179L177 17H179L178 11L180 9V4H181L179 2V0H96V3H97L96 5H97L98 9L92 10V12L94 14L91 15L89 21L86 23L87 27H86V25L81 24L80 23L81 19L75 13H73V10L71 9L70 5H68V2H70ZM253 1L256 3V6L257 5L263 6L264 5V1L262 2V0H260V1L259 0H256V1L255 0H252V1L251 0H243V2H248V3H254ZM22 3H23V1H22ZM22 3H21V1L17 2L16 3L17 5L15 6L16 9H15V7L13 9L14 10L23 9V6L21 5ZM61 3H62V1H61ZM195 6L196 5H194V8H195ZM198 6H199V4H198ZM252 6L254 7L255 4H252L251 7L250 8L248 7L247 9H251ZM197 8H198V10H200L199 9L200 7H197ZM197 8L195 10H197ZM15 15H16V13H15ZM56 15H57V17L55 18ZM261 15H263V14H261ZM260 16H258V17L260 18ZM16 17H18V14L16 15ZM260 23H262V24H260ZM48 24H50V23H48ZM258 26L263 27L262 29L259 27L260 28L259 32H258ZM241 27H243V26H241ZM244 28L245 27L241 28V30H244ZM48 29H49V27H48ZM210 29H214V26L212 28L210 27ZM10 30H11V28H10ZM246 30H247V28H246ZM250 31H248L247 33H249ZM49 32H50V30H49ZM202 32L203 31L199 32L198 34L201 35ZM10 33H11V31H9L7 37H4V43L7 41V47H8L6 60H8V58L12 59V57H13V56L11 57L12 53L15 54L13 52L15 49V48L13 49V45H14L13 39H12V35H10ZM44 46L39 45V47L36 48L37 49L36 54L34 53V55H35L34 62H36L39 65V69L36 72H34L35 73L34 76L33 75L31 76V78H34L33 82H32L33 83L32 86L35 83V85L33 87L37 91L33 90L34 88L32 90H33V92H35L34 96H37L38 95L37 93L42 94V96L44 95L47 99L46 101L47 102L49 101L48 105L51 104L50 105L51 109H52V105L54 103L53 108H55V110H52V112L49 113V111L51 110V109H49V111H48L49 115H51L52 117H55L56 119L62 118L63 120L65 117L64 121H66V118L68 119V117L70 115L69 111L67 110V107L64 106L65 104H62L63 102L60 103L61 102L60 100H58V101H60V102H58V101H56L57 99L55 100L52 97L53 94H51L50 92L52 91V93H53V90L49 91V90L45 89V86H46L45 82L47 80H52L51 79L52 75H50V73L53 69L56 71V67L53 68L52 70L50 69V67H52V66H50V64H52V63L49 59L50 56H49L48 52H47L48 56H47V54L44 53L45 52L44 50H47V48L42 49V47L44 48ZM86 46L89 49H87ZM32 50L33 49H31V47H30L28 49V52L33 53ZM195 51L196 50H193L192 52H195ZM194 54L196 55V53H194ZM165 55H166V57L169 55L168 57L170 58V60L166 58L167 62L170 63V67H169V65H167L168 66L167 68L165 65L167 63L166 59H165V61H164V59H161V57H163ZM1 59H4V57ZM171 60H172V62H171ZM163 61L165 63H163ZM8 62H9V60H8ZM53 64H55V63H53ZM80 64L83 66H80ZM163 64L165 65V67ZM183 64H184V62H183ZM219 66H216L215 69ZM165 68L168 69L167 72H169V73H171V71H174L173 69L175 68L176 73L178 72V76H176L175 73H171L172 75L169 76L170 74L164 71ZM194 68H195V70H194ZM221 68L226 69V67H224V68L221 67ZM221 68H219V69H221ZM217 69L215 71H217ZM1 70H3V69H1ZM10 72L11 71L9 69L8 73L10 74ZM163 73H165V74H163ZM166 73L168 75H166ZM211 73H212V75L210 77H213V75H214L213 73H215V72H211ZM55 74H56V72H55ZM161 75L162 76L165 75V76L162 77ZM168 76L171 79L170 82L167 81L169 79ZM227 76H229V78H231V75H227ZM160 78H161V81H160ZM163 78H167V79H164V84H166L167 82L171 84L173 82V80H175L174 84H177V85H178V82H180V81L183 82V83H179L180 85L183 84L182 85L183 87H180V88H183V89H181L182 91L179 89L180 90L179 99L181 98L180 100L176 97L177 93L175 94L174 90L171 89V88H173L172 86L174 84L173 85L171 84L172 86H170V84H168L167 86L168 87L170 86V87L169 88L166 87L165 85H163V81H162ZM216 78L221 80L222 75H221V77L219 76ZM196 79H197V81H196ZM218 79H216V81L220 82ZM226 79H225L226 83L227 82L231 83L233 80V78L229 79L230 81L226 80ZM176 80H177V83H176ZM204 82H201L202 84L199 82V84L203 85V87H206L207 91H208V87H211L210 92H212L213 86H210V84L216 85L215 83L212 84V82H214V81L212 80L211 83H206V84H204ZM221 83L222 82H220V84ZM226 83L224 82V83H222V85H218V86L221 88V87H223V84H224V86L229 84V83L228 84H226ZM62 84L65 86V85H67V82L63 81ZM49 85L51 86V84H49ZM49 85L47 84V86H49ZM163 86H165V88ZM175 87L173 89H175ZM225 87L223 89H221V93L226 90ZM8 89H11L9 87V84H8ZM48 89H50V88H48ZM45 90L49 91V92L44 93ZM196 90H198L199 92L197 91V93H196ZM203 90H205V89H203ZM241 91H243V90L241 89ZM201 92H202V90H201ZM225 92L227 95L228 91H225ZM231 92L232 91H230V94H231ZM205 93H207V92H205ZM83 94H81V95L83 96ZM207 94H209V93H207ZM11 95H12V93H11ZM206 96H205V98H206ZM212 96L213 95L211 94V96H208V97L211 98ZM216 96L218 97V95H216ZM241 96H243V95H241ZM13 97H14V95L12 96V98ZM84 98L85 97H83V99ZM205 98L203 100H205ZM34 99H35V97H34ZM86 99L88 100V97ZM224 99H225V97L223 98V100ZM87 100H86V103L88 104ZM200 100L201 99H199V101ZM218 100H217V102H218ZM35 101H37V99ZM183 101H181V102L184 103L186 100L184 102ZM202 101H200V102H202ZM211 101H212V99H211ZM44 102H45V100H44ZM50 102H52V103H50ZM82 102H83V100H82ZM204 102L205 103H203V102L202 103L203 104L207 103L206 101H204ZM226 102H225V105H226ZM182 103H179V104H182ZM202 103H200V104H202ZM185 104H183V105L185 106ZM40 105H41V103H40ZM44 105H46V104H44ZM208 105H210V104H208ZM220 105L221 104L216 105V106L219 107ZM187 106H189V105H187ZM223 106H224V104H223ZM251 106H252V108H251ZM181 107H183V106H181ZM189 107H191V106H189ZM217 107H216V110H217ZM42 108H43V105H42ZM173 108L175 111L171 113V110H173ZM184 108L186 109V106ZM193 108H195V107H193ZM205 108H207V107H205ZM228 108H230L231 111H229ZM214 109H215V107L213 108V112H214ZM189 110H191V109H189ZM189 110H188V112H189ZM211 110H212V108H211ZM224 110L225 109L223 108V111ZM199 111H200V109H199ZM203 111H205V110L203 109ZM41 112H43V110ZM194 113H195V111H194ZM253 113H255V110ZM162 114H166L165 118H163L164 116L162 117ZM169 114H172L174 116L178 115L177 118H179V119L177 120L176 117L174 118V116H173V118H171L172 115L170 117ZM208 114H209V112H208ZM211 114H213V113L211 112L208 116H210ZM222 114H224V113H222ZM167 115H168V117H170L172 119L171 120L170 118H168L169 124H170V122L176 120V122L174 121L173 123H171L170 126H172V125L175 126V124L177 125V126H175V128H174V126L171 127L177 131V132L174 131V134H171V135H173V136H171V138L173 137L172 139H170V137H169L170 133L168 134V132H170V130L169 131L166 130V132H167L166 134L169 137L168 138L169 141L171 142L176 137L174 135H177V136H178V134L181 135V139H180L181 141L179 140V142H176L178 140L177 137H176L177 140L174 139V141L176 140L175 142L178 143L177 148H179V149L177 150V148H176V150L173 151L170 156H169V154L171 152V145L170 144L172 143V144L176 145V143L171 142L169 144V141L165 142V140L167 139V135L165 134V132L163 133L161 131L163 129H160L158 126V125H161L162 127L161 126L160 127L164 128V130L168 129V127H169L168 122H167L168 119L166 120V123L168 126L167 125L164 126V124L162 125V123L164 122L163 120L159 121L160 124H158V120L159 119L161 120L162 118L165 120L167 118ZM202 115H204V114H202ZM205 115H206V113H205ZM250 115H252V117L254 115H256V117H254L256 120L253 119ZM155 116H156V118H155ZM159 116L161 118H159ZM189 116H190V114H189ZM200 116H201V114H200ZM48 118H51V117H48ZM200 118H202V116L199 117V119ZM197 119L198 118H196V120ZM203 119H205V118H203ZM50 120H52V118ZM189 120H191V119H189ZM252 120L253 121L255 120L254 122H256L257 125H255V123ZM152 122H154V123L152 124ZM190 122L189 123L192 125L193 118H192V121H190ZM198 122L199 121H197L196 123H198ZM90 123H92V125H90ZM196 123H194V124H196ZM70 124H74V123H70ZM194 124L192 126H194ZM209 124L207 123V125H209ZM204 125L206 128L207 125L206 124H204ZM260 125H261V123H260ZM70 126H72V125H70ZM86 126H87V129H86ZM187 128L188 127L186 126V129ZM209 128H208V130H209ZM219 128L221 131L219 130ZM155 129H156V133H158V135H155L156 133L153 132V131H155ZM233 129L231 131H233ZM157 130H158V132H157ZM199 131H200V133H199ZM235 131H233V132H235ZM183 132H185V130ZM233 132H231V134H230L231 136H232ZM171 133H173V130L171 131ZM175 133H177V134H175ZM163 134H165V135H163ZM192 136H193V138L195 137L194 141H192L193 140ZM227 136H225V137L227 138ZM236 136L237 135H235V138H236ZM197 137H198V135H197ZM201 137L199 136V139ZM163 138L165 139L164 142H163ZM199 139H197V140H199ZM204 140H199V142L204 141ZM162 142L164 144L168 142L169 145L165 144V145H167V147H164L165 145ZM75 143H76V141H75ZM219 143H218V146H220ZM224 143H221V144H224ZM244 143H245L244 146L246 148L242 147V145ZM206 144L207 143L205 142L204 147H206ZM73 146H75V145H73ZM76 146H78V145L76 144ZM253 147L254 146H252V150L255 148V147L254 148ZM164 148H166L167 150ZM220 148L225 150V148H223V145L220 146ZM226 149H227V151L226 150H225V152L222 151L224 153H220V151L218 153L220 155L225 154V156H227L226 154L228 153L229 148H226ZM237 149H238V147H237ZM157 150H160L159 153L157 152L158 154L155 152ZM247 151L250 152L249 155L252 154L251 156H254L255 158L254 157H253L254 159L250 158V156L247 154ZM237 152H239V153H237ZM153 153H155L156 155L154 156ZM213 153H214V155H212ZM218 153H217V155H215L217 158L213 157V159L215 158L214 161L220 160V158L218 157ZM255 154H256V152H255ZM154 157H156V158H154ZM227 157H229V156H227ZM207 158H208V160L206 162ZM213 159H212V161H213ZM227 159H230V158H227ZM118 160H115L116 163L114 161H112V163H115L117 167L120 166V164L122 163V161L120 159H118ZM222 160L224 162L232 161V160L226 161V158L222 159ZM149 162H151V163L153 162V164L148 166L149 164H151ZM205 162H206V166H204ZM117 163H118V165H117ZM154 163L159 165L158 168H160V166H161L162 169L160 168L161 170H159V171H161V174L159 173V175H157V171L155 170L156 176L153 175V177H157V178L154 179L155 180L153 182L154 184H151L152 183L151 181H153V179L148 180V179H150V175H151L149 170L153 168ZM221 163L225 164V165H219ZM121 165L123 166V164H121ZM149 167H151V168H149ZM156 167H157V165H156ZM156 167L153 169H156ZM122 169H121V171H122ZM147 170L150 173V175H149V177L148 176L146 177V175H147L146 174L145 175L146 178H145L144 174H142V173H143V171L145 172ZM103 171H105V170H103ZM110 171H112V170H110ZM111 173L114 174V172H110V174H109L108 171H107V173H105V172L103 173L104 175L105 174L110 175V176H106V177H109V182L106 181L108 184L103 185V187H104L103 191H105V188H106L105 185H107V187H108V185H110L109 183L111 182V178H114L111 176H114L115 174L112 175ZM123 173L128 174L127 171H125ZM125 176L126 175L123 174V177H125ZM226 177H227V179L225 180ZM101 179H104V177ZM101 179H98V180H101ZM223 179H224L225 183H228L229 185L225 184V186H226V187L224 186L225 190H223V192H221L222 190L221 191L219 190V188H221V186L220 187H218V186L221 185V182ZM104 180H106V179H104ZM107 180H108V178H107ZM227 180H229L230 183L227 182ZM113 181H114V179H113ZM115 181H116V179H115ZM145 182H146V184H148L147 187H146V185L144 186V184L143 185L141 184V183H145ZM139 185H140V187H142V186L146 187L145 189H147L146 190L147 192L144 191L145 190L144 188H143V190L140 188L142 193H139L140 192ZM214 185H218L217 187H215L216 189H214ZM116 186H117V184H116ZM110 188H111V186L109 187V189ZM116 188H118V187H116ZM110 190H112V189H110ZM144 192H146L145 195L143 194ZM138 193L143 194V197H141L142 198V200H141L142 204L141 205L138 204V201L140 198L137 195ZM130 196H131V194H130ZM127 206H129V205H127ZM112 207L113 206H111V210H112ZM106 212H108V211H106ZM191 213L192 214L198 213V216L195 217L196 214L191 215ZM223 213H227L226 216L223 215ZM263 214H264V212H263ZM220 216H222V217L228 216V218H225L227 220H225V219L223 220V221L229 220L228 224L225 225L226 222H222ZM232 216H233V214H232ZM232 216H231V218H233ZM235 216H236V214H235ZM257 216L258 215H255V219H256L255 223H257V225H258V222H259V220H261L260 219L261 217H258L259 220H257L258 219ZM245 217H244V219H245ZM240 218L243 219V217H240ZM216 219H219L221 221L218 220V222H217ZM235 219H237V218L235 217L233 220H235ZM248 219H249V217H248ZM132 220H133V223H132ZM215 220H216L217 226L220 223L219 227L217 228L218 231L220 230V227L222 228V225H224L223 226L224 230H225V227L228 225V227H226V228L229 230H227V229L226 230L229 231V234H230L229 237L226 235L228 233L226 230L224 231L221 229L222 232H224V233L220 232L221 230L219 231L221 234H225V236L222 235L223 237L221 236V234L219 237V235H217V232H215L216 234L215 233L212 234L210 232V230L207 227H209L210 224H213V222H215ZM251 220H252V218H251ZM251 220L249 221L250 223L248 222V220H247L248 223H245L246 220L245 221L243 220L244 223H241L240 226H245V229H246L248 226L252 227V226L256 225L254 223V220H253V223ZM237 223H238V225H236ZM172 226H175V227H172ZM217 226L214 225V227H215L214 230H216ZM3 227L5 229V225ZM202 227H204V231L202 230ZM235 227L233 229H235ZM168 228H170V229H168ZM172 228H174V231L175 230L177 231V233L175 232V234H177V236L173 233L175 235V237L172 236V238H171L170 236L173 234L170 235L167 233H169V232L171 233ZM205 228H207L209 230V233H211L210 238H209V236L205 237L206 235H209V233L206 234V232H208V231H206L207 229H205ZM7 229H8V227H7ZM168 230H170V231H168ZM7 231H9V230H7ZM253 231L256 232V229H254ZM156 232H159V233L156 234ZM241 232H239V233H241ZM4 233H6V232H3V236L6 235ZM193 233H196L198 235L200 233L205 234V235L203 234V236L205 238L202 237L201 239H204L206 242L203 240H202L203 241L202 242L200 240V237L202 236L201 234L199 235L200 237L198 236V238H199L198 240L201 241V245H204V248H203V246H201L203 249L200 247V245L199 246L195 245L196 242L193 241L194 239L191 240V242L193 241L195 243L190 244L188 247L187 239L189 240V238L193 235ZM45 235H46V233H45ZM259 235L261 238L259 237ZM6 236L2 239H7ZM50 236H52V235H50ZM168 237H170V238H168ZM173 237L175 239L174 243H173ZM193 237H195V236L193 235L192 238ZM249 237L250 236L248 235L247 240L252 239ZM256 237H259L260 240H262L264 243V236H261V234L259 233L258 236H256ZM256 237H254L255 240L257 239ZM262 237H263V239H262ZM45 238H47V235ZM51 238L53 239V237H51ZM164 238L168 239V242H167L168 245H169V242H170V245H172L171 243L174 244V248L171 247L173 250L172 252H170L171 250H169L170 248L167 246V243L166 244L162 243L165 241ZM207 238H209V239L207 240ZM195 239H196L197 244H198V242H200V241H198L196 237H195ZM8 240H10V239H7V241H6L7 242V245H6L7 248L6 247L4 248L2 246L0 248L1 255L2 256L5 255L4 258H6L8 255L9 259L12 260L10 258V254L12 256L13 252H14V255H16L20 249L18 255L20 254V252H21V254L24 253V256H23L24 259H22V260H25V257H27L26 260L29 261V255H34L36 253L38 254V252H39V251L34 252V254H33V251H34L33 247H31L30 249H29V247H24L25 249L28 248L27 250H25V249L23 250V247H22V250H21V248L18 249V247L15 246L14 249L15 250L18 249L17 253H16V251H13V248L10 247L11 245L9 246ZM161 240H164V241L161 242ZM250 240H249V242H250ZM189 242H190V240H189ZM10 243H11V241H10ZM161 243H162V245L165 244L167 246V247L165 245L162 246L165 250L164 249L162 250ZM192 245H195L196 247L193 248V247H191ZM4 246H5V244H4ZM37 246H35V247L40 248ZM216 246H218V247H216ZM8 247H10V248H8ZM54 247H55V245H54ZM2 248H3V250H2ZM155 248H152V250L154 249L153 250L154 252L151 251L149 257L147 258L148 262H150L149 264H151V261H153L155 258L158 260L157 253H156L157 250L155 252ZM205 248H207V249H205ZM44 249H42V251ZM57 249L58 248L56 247L55 252L51 253L53 255L55 253L57 255L56 256L57 258L55 256H53V258L47 257V259L49 258L47 260L46 258H44V256H47V255H45L46 253L43 254V252L41 251V248H40V251H41L43 256H40V253H39V257H41V258H37L39 260V261L37 260V263L40 262V264H41L43 262L42 264H46L47 261H49V263L52 262L51 264H56L54 262H57L58 259L61 260L63 258L61 261L66 260L65 262H63V264H69V262H70L69 259L73 258L71 256L72 255L71 253H73L74 251L69 253L70 257L68 259L67 258L68 256L65 257V255H64V257H62L63 254H61L62 256H60V252H59L60 250L58 251ZM194 249H196V250H194ZM1 250H2V252H4L3 254L1 252ZM37 250L38 249H36L35 251H37ZM45 250H47V249H45ZM166 250L168 252L165 254ZM204 250H205V252H204ZM232 250H229V252ZM52 251L53 250H51L49 252H52ZM63 251H65V250H63ZM100 251H102V250H100ZM201 251H203L204 253H202ZM61 252H62V250H61ZM62 253H64V252H62ZM154 253L156 254V256ZM51 254H50V256H51ZM145 254L147 257L148 254L147 253H145ZM58 255L60 256V258ZM75 255H77V254H75ZM2 256L0 257V259L2 258ZM84 256H86V255H84ZM126 256H127V253H126ZM8 257L6 259H8ZM33 257H36V255ZM33 257L30 258V261L28 262L29 264H32V262L35 263L36 259L34 261ZM21 258L22 257H20V261H22ZM32 258H33V261H32ZM43 258L45 259L44 261H46V262L43 261ZM50 258H51V260H50ZM54 258H55V260H54ZM161 258H160V260H163ZM67 259L69 260L68 262H67ZM127 259H128V257H127ZM129 259H130V257H129ZM134 259H135V257H134ZM156 259L154 260L155 264L157 262ZM235 259H237V261ZM141 260L142 259L140 258V261ZM188 260H191V262ZM2 261H3V263H2ZM2 261H0L1 262L0 264H5V261L3 260V258H2ZM7 261L8 260H6V264H7ZM73 261H74V258H73ZM73 261H71V262H73ZM71 262H70V264H71ZM163 262H162V264H163ZM228 262H227V264H230V262L229 263ZM8 263L10 264L9 261H8ZM21 263H23V262H21ZM11 264H12V262H11ZM24 264H25V262H24ZM57 264H58V262H57ZM160 264H161V261H160ZM201 264H203V263H201ZM209 264H213V263H209ZM219 264H223V262H221ZM245 264H247V262ZM250 264H252V262Z\"/></svg>",
  "mask_w": 264,
  "mask_h": 264
}]
</instances>
